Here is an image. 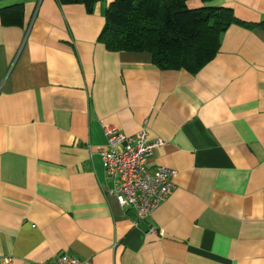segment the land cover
I'll return each mask as SVG.
<instances>
[{"label":"crops","instance_id":"0c3cea01","mask_svg":"<svg viewBox=\"0 0 264 264\" xmlns=\"http://www.w3.org/2000/svg\"><path fill=\"white\" fill-rule=\"evenodd\" d=\"M112 1L0 0V264H264V29L231 24L196 71L160 68L99 41ZM185 4L264 22V0ZM104 125L164 141L149 166L173 188L146 219L109 192Z\"/></svg>","mask_w":264,"mask_h":264},{"label":"trees","instance_id":"16d2710c","mask_svg":"<svg viewBox=\"0 0 264 264\" xmlns=\"http://www.w3.org/2000/svg\"><path fill=\"white\" fill-rule=\"evenodd\" d=\"M58 1L83 3L91 11L97 0ZM8 8L1 10L2 17ZM231 24L264 29V22L240 20L225 6L188 8L185 0H114L98 39L108 50L146 51L160 68L193 72L215 56L220 34Z\"/></svg>","mask_w":264,"mask_h":264},{"label":"built area","instance_id":"2783aa9c","mask_svg":"<svg viewBox=\"0 0 264 264\" xmlns=\"http://www.w3.org/2000/svg\"><path fill=\"white\" fill-rule=\"evenodd\" d=\"M106 145L98 147L103 169L114 179L109 191L122 207L133 209L139 220L146 219L172 190L174 169L156 165L151 170L149 159L157 146L164 144L160 138L150 139L144 128L132 135H125L110 125L103 126ZM151 232H155L150 227ZM12 258L5 259L10 264ZM37 264H91L86 258L60 253L51 262Z\"/></svg>","mask_w":264,"mask_h":264}]
</instances>
